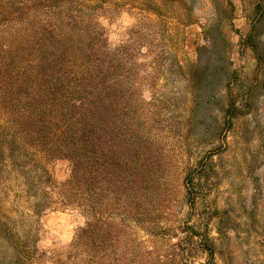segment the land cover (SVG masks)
I'll list each match as a JSON object with an SVG mask.
<instances>
[{
  "label": "trees",
  "instance_id": "16d2710c",
  "mask_svg": "<svg viewBox=\"0 0 264 264\" xmlns=\"http://www.w3.org/2000/svg\"><path fill=\"white\" fill-rule=\"evenodd\" d=\"M131 1L139 25L111 46L100 21L104 0H0V264H34L41 255L36 245L41 217L57 208L77 209L86 217L57 264H142L132 240L128 254H117L116 220L133 209L139 191L142 199L150 190L156 161L146 131L148 103L139 91L159 68L184 77L188 116L201 108L200 119L227 123L229 129L243 120L241 137L248 138L250 128L264 156L260 31L253 26L248 35L256 65L245 85L235 71L221 73L210 54L201 59L200 49H216L213 35L197 47V63L189 67L165 44L190 20L186 0ZM175 10L180 12L169 15ZM151 15L157 19L153 24ZM141 55L145 61H138ZM221 87L224 93L217 92ZM59 158L69 161L70 171L55 181L47 165ZM216 231L225 232L221 217ZM197 236L213 257L207 231ZM152 260L174 264L175 259L161 251Z\"/></svg>",
  "mask_w": 264,
  "mask_h": 264
},
{
  "label": "rangeland",
  "instance_id": "374dc122",
  "mask_svg": "<svg viewBox=\"0 0 264 264\" xmlns=\"http://www.w3.org/2000/svg\"><path fill=\"white\" fill-rule=\"evenodd\" d=\"M130 1L104 0L105 8L99 10L111 46L122 43L128 29L139 25L138 10ZM186 1L190 20L186 26L179 25L171 33L173 41L165 44L173 47L184 67H189L197 63V47L208 44L211 34L216 49L211 53L210 49H200L201 59L210 54L218 60L221 73L233 70L245 85L249 83L256 58L248 35L256 27L264 48V0ZM149 19L150 24L157 21L154 15ZM172 23L174 20L169 25ZM154 37L153 44L157 34ZM138 61H145L144 55ZM159 69L150 72L151 82L141 84L139 91L148 103L144 110L149 122L146 131L156 165L145 198H140L144 191H139L129 214L120 215V220L117 216L121 237L117 254H128L125 247L132 240L142 264H152L154 255L161 251L172 255L174 264H264V156L256 134L249 128L248 138L241 137L243 120L229 129L227 123L217 126L209 117L200 119L197 111L201 108L188 116L184 77L167 66L164 71ZM262 87L258 96L260 111L264 112ZM223 88L217 92L224 93ZM213 106L217 108L218 103ZM47 167L55 181L64 180L70 171L65 158L53 160ZM189 181L190 186L185 184ZM219 217L225 227L222 235L216 231ZM85 220L77 209L46 211L37 231L41 255L34 264H57V255L67 249ZM206 231L214 243L213 257L199 244L197 235ZM174 243H178L175 249Z\"/></svg>",
  "mask_w": 264,
  "mask_h": 264
}]
</instances>
